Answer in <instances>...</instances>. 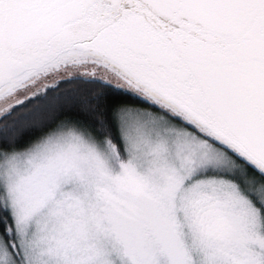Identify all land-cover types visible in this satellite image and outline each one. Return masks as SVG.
Returning <instances> with one entry per match:
<instances>
[{
	"label": "rangeland",
	"instance_id": "obj_1",
	"mask_svg": "<svg viewBox=\"0 0 264 264\" xmlns=\"http://www.w3.org/2000/svg\"><path fill=\"white\" fill-rule=\"evenodd\" d=\"M71 74L133 88L237 150L100 48L0 95V114ZM115 116L125 156L111 137L73 123L0 151L17 236H0V264H264V214L240 189L245 182L264 202L255 174L157 110L126 103Z\"/></svg>",
	"mask_w": 264,
	"mask_h": 264
},
{
	"label": "water",
	"instance_id": "obj_2",
	"mask_svg": "<svg viewBox=\"0 0 264 264\" xmlns=\"http://www.w3.org/2000/svg\"><path fill=\"white\" fill-rule=\"evenodd\" d=\"M95 48L264 168V0H0V95Z\"/></svg>",
	"mask_w": 264,
	"mask_h": 264
},
{
	"label": "trees",
	"instance_id": "obj_3",
	"mask_svg": "<svg viewBox=\"0 0 264 264\" xmlns=\"http://www.w3.org/2000/svg\"><path fill=\"white\" fill-rule=\"evenodd\" d=\"M126 103L152 108L225 147L239 162L264 183V169L247 156L133 88L104 78L71 74L59 76L42 88L26 94L0 114V151L23 146L61 123H73L104 134L115 142L125 156L116 121V109ZM240 189L264 214V202L246 188ZM0 236L9 244L16 242L15 219L4 203L0 188Z\"/></svg>",
	"mask_w": 264,
	"mask_h": 264
},
{
	"label": "flooded vegetation",
	"instance_id": "obj_4",
	"mask_svg": "<svg viewBox=\"0 0 264 264\" xmlns=\"http://www.w3.org/2000/svg\"><path fill=\"white\" fill-rule=\"evenodd\" d=\"M250 198V197H249ZM249 198H248V200H249ZM250 200H251V198H250ZM257 206V205H256ZM258 207V206H257Z\"/></svg>",
	"mask_w": 264,
	"mask_h": 264
}]
</instances>
